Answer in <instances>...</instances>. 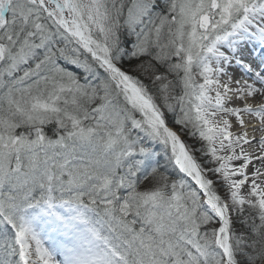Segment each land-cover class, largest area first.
<instances>
[{
	"label": "snow or ice",
	"instance_id": "6c2138e0",
	"mask_svg": "<svg viewBox=\"0 0 264 264\" xmlns=\"http://www.w3.org/2000/svg\"><path fill=\"white\" fill-rule=\"evenodd\" d=\"M0 264H264V0H0Z\"/></svg>",
	"mask_w": 264,
	"mask_h": 264
},
{
	"label": "rangeland",
	"instance_id": "374dc122",
	"mask_svg": "<svg viewBox=\"0 0 264 264\" xmlns=\"http://www.w3.org/2000/svg\"><path fill=\"white\" fill-rule=\"evenodd\" d=\"M67 66L70 68V70H75V66H72V65H70V64L67 65ZM189 141H190V142H189L190 144H191V143H194V142L191 141V140H189Z\"/></svg>",
	"mask_w": 264,
	"mask_h": 264
},
{
	"label": "trees",
	"instance_id": "16d2710c",
	"mask_svg": "<svg viewBox=\"0 0 264 264\" xmlns=\"http://www.w3.org/2000/svg\"><path fill=\"white\" fill-rule=\"evenodd\" d=\"M184 138H185L186 140H188V138H187L186 136H185ZM188 142H190V141L188 140Z\"/></svg>",
	"mask_w": 264,
	"mask_h": 264
}]
</instances>
